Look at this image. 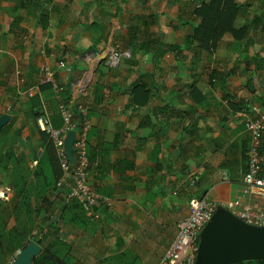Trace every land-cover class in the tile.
I'll use <instances>...</instances> for the list:
<instances>
[{
  "label": "crops",
  "instance_id": "obj_1",
  "mask_svg": "<svg viewBox=\"0 0 264 264\" xmlns=\"http://www.w3.org/2000/svg\"><path fill=\"white\" fill-rule=\"evenodd\" d=\"M210 1L0 0V118L8 117L0 128V184L25 179L36 226L9 251L17 197L0 201V264H12L30 242L39 247L34 264L55 238L69 247V264H157L190 197H248L243 114L264 108V0H216L226 13L214 45L195 36L196 10ZM112 47L129 55L116 67L107 64ZM45 65L60 85L92 76L79 100L88 106L89 183L108 202L96 220L72 210L75 200L61 208L57 152L35 117L45 109L60 129L59 103L74 109L77 99L67 87L57 95L40 83ZM36 84L37 92L23 93ZM54 178L45 188L43 180ZM263 203L255 189L247 205Z\"/></svg>",
  "mask_w": 264,
  "mask_h": 264
},
{
  "label": "built area",
  "instance_id": "obj_2",
  "mask_svg": "<svg viewBox=\"0 0 264 264\" xmlns=\"http://www.w3.org/2000/svg\"><path fill=\"white\" fill-rule=\"evenodd\" d=\"M106 56L107 64L110 67H116L129 55L127 51L112 47ZM59 67L67 71L71 70L64 62H60ZM54 75L55 70L45 65L40 83H49L57 95L66 87L69 88L74 99H77L75 107L71 109L65 103H59L58 108L63 120L60 129H54L51 126L45 109L37 110L36 122L39 128L50 137L56 149L61 170L57 186L65 190L63 202L75 199L87 217L90 220H96L99 218V205L108 204V202L94 192L89 183L88 171L91 163L86 154V137L89 130L88 106L79 100L84 85L92 80V76L87 75L83 81L79 79L60 85L56 82ZM38 90L39 84H36L24 90L23 93L32 95ZM243 116H245V129L249 135V145L247 168L242 174L241 184L248 197H241L235 202L211 200L208 199L207 193L200 197H190L188 214L178 223L176 234L157 264H195L200 232L218 208L229 210L246 224L264 226V203L259 209L247 205L255 189L260 190L264 199V108L256 112L255 116L249 117L246 114ZM69 131L74 132L71 145V156L74 162H70L63 146L64 136ZM220 175L223 180H228L225 171H221ZM13 195L14 191L10 185L0 184V201H9ZM246 198L248 201L244 203ZM13 261L14 258L11 257L10 263Z\"/></svg>",
  "mask_w": 264,
  "mask_h": 264
},
{
  "label": "water",
  "instance_id": "obj_3",
  "mask_svg": "<svg viewBox=\"0 0 264 264\" xmlns=\"http://www.w3.org/2000/svg\"><path fill=\"white\" fill-rule=\"evenodd\" d=\"M8 120L0 118V128ZM74 132L69 131L63 139V146L70 162ZM39 247L30 242L24 247L12 264H31ZM247 261H264V226L246 224L229 210L214 211L199 235L195 264H234Z\"/></svg>",
  "mask_w": 264,
  "mask_h": 264
},
{
  "label": "trees",
  "instance_id": "obj_4",
  "mask_svg": "<svg viewBox=\"0 0 264 264\" xmlns=\"http://www.w3.org/2000/svg\"><path fill=\"white\" fill-rule=\"evenodd\" d=\"M226 13L225 11H219V4L218 1L213 0L210 1L208 4L200 3L199 8L196 10V14L201 17V23L195 29V36L199 39L202 44H206L211 41V44H215L217 39L219 38V34L215 35L217 30L220 32L221 29H224V20L223 14ZM210 14V19L206 17V15ZM218 18V19H217ZM209 43V44H210ZM210 44V45H211ZM20 160L19 158L15 159L13 164H16ZM21 177V176H20ZM55 182V178L51 183L48 179L43 180V184L46 187H51ZM25 179L15 178L13 180V184H11L12 188L14 189L15 197H17V201L13 208V218L15 221V225L8 230V239H7V248L9 251H13L15 248H21L24 246L25 237L32 228H35V222L31 219L32 210L29 205V197L25 190ZM52 184V185H51ZM64 196L65 190L61 187L59 188ZM75 200V199H73ZM76 201V200H75ZM70 206L69 202L62 203L61 208L65 209L66 207ZM72 210H77L80 208V204L76 201L73 205L70 206ZM35 215L38 213V209L33 211ZM23 221V224L20 225ZM43 226H45L43 224ZM39 231L42 230L41 227L38 228ZM43 237H41L42 239ZM16 243L15 247H13V243ZM1 246V244H0ZM54 246V249L52 250ZM69 247L66 245L65 242L60 241L58 239H54L53 242L45 244L43 246V251L39 254L36 259L34 260V264H69L70 257L67 254ZM249 262V261H247ZM258 264H264V261H255ZM244 262L234 263V264H241Z\"/></svg>",
  "mask_w": 264,
  "mask_h": 264
},
{
  "label": "rangeland",
  "instance_id": "obj_5",
  "mask_svg": "<svg viewBox=\"0 0 264 264\" xmlns=\"http://www.w3.org/2000/svg\"><path fill=\"white\" fill-rule=\"evenodd\" d=\"M38 187H40V186L38 185ZM208 199H211V200H219V199L212 198V196H210L209 194H208Z\"/></svg>",
  "mask_w": 264,
  "mask_h": 264
}]
</instances>
